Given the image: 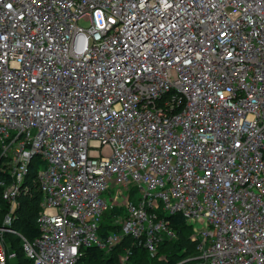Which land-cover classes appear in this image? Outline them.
Instances as JSON below:
<instances>
[{
  "label": "built area",
  "instance_id": "built-area-1",
  "mask_svg": "<svg viewBox=\"0 0 264 264\" xmlns=\"http://www.w3.org/2000/svg\"><path fill=\"white\" fill-rule=\"evenodd\" d=\"M174 214L184 262L264 264V0H0V264L12 237L33 264L125 238L154 258Z\"/></svg>",
  "mask_w": 264,
  "mask_h": 264
},
{
  "label": "trees",
  "instance_id": "trees-1",
  "mask_svg": "<svg viewBox=\"0 0 264 264\" xmlns=\"http://www.w3.org/2000/svg\"><path fill=\"white\" fill-rule=\"evenodd\" d=\"M39 202L40 195L35 188H31L29 196L19 198V207L16 211L17 219L13 227L28 241L38 236L35 221L39 212ZM102 218L104 220L106 218L109 221L112 216H108L106 212ZM167 219L176 237L173 240H163L159 244L156 257L150 258L145 250L133 244V239L125 238L107 253L98 248H84L82 250L83 256L78 264H118L119 257L123 256L127 249L131 253L128 264H198L195 260L184 262L198 255L196 251L197 241L190 239L193 234L192 226L186 222L181 214L168 216ZM110 231L116 232L118 227L112 223L110 225L108 223L107 226L101 224L100 237L102 239L106 238ZM12 249H16L17 252L16 264H33L25 258L16 237H12ZM158 259L161 260L159 261Z\"/></svg>",
  "mask_w": 264,
  "mask_h": 264
},
{
  "label": "rangeland",
  "instance_id": "rangeland-1",
  "mask_svg": "<svg viewBox=\"0 0 264 264\" xmlns=\"http://www.w3.org/2000/svg\"><path fill=\"white\" fill-rule=\"evenodd\" d=\"M78 25L83 27V28L88 27V24L83 22V21H79ZM38 167L42 169L43 165H38ZM128 193L130 194V203H132V204H136L137 200L142 196L141 192L139 191V189L137 188V186L135 184H131L129 186V191L125 192V195H127ZM114 210L118 211L120 213V215L122 216L126 212L127 208L125 206H118L117 205L114 207ZM110 212H112V210H110L108 212L109 215H110ZM0 217H1V215H0ZM108 223H109V221L106 218H105V220L103 219V221L101 222V224H103V226H107Z\"/></svg>",
  "mask_w": 264,
  "mask_h": 264
},
{
  "label": "crops",
  "instance_id": "crops-1",
  "mask_svg": "<svg viewBox=\"0 0 264 264\" xmlns=\"http://www.w3.org/2000/svg\"><path fill=\"white\" fill-rule=\"evenodd\" d=\"M112 210V212H110V216H112V218L109 220L110 222H109V225L112 223H114V220L117 218V217H119V216H121L120 215V213L118 212V211H115L114 210V208L113 209H111ZM109 212V211H108ZM108 212H107V215L109 216V214H108ZM125 214V213H124ZM123 214V215H124ZM122 215V216H123ZM103 221V218H102V220H101V222ZM105 253H107V252H105ZM159 260H161V259H159ZM11 264H16V263H14V262H12Z\"/></svg>",
  "mask_w": 264,
  "mask_h": 264
}]
</instances>
